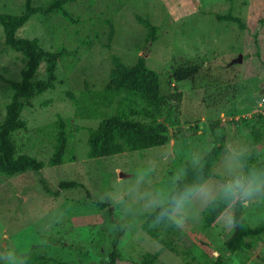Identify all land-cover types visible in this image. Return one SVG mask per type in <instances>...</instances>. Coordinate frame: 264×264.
<instances>
[{"label": "rangeland", "instance_id": "1", "mask_svg": "<svg viewBox=\"0 0 264 264\" xmlns=\"http://www.w3.org/2000/svg\"><path fill=\"white\" fill-rule=\"evenodd\" d=\"M44 1L33 0V4ZM25 2L0 0V12L20 14ZM69 9L77 23L57 15H35L18 31L19 36L39 38L47 49L65 46L72 53L59 62L56 87L23 108L21 117L27 129L15 132L14 137L20 152L47 161L52 138L46 126L59 116L71 118L81 128L71 141L77 159L57 166L47 164L40 172L28 171L0 182V264H25L23 254L35 245L69 264H101L102 253L118 232L111 218L125 229L118 264H141L146 252L157 251L155 264H188L186 259L210 264L234 229V203L212 227L203 226V210L224 185L217 178L205 183L214 189L210 196L190 197L174 214L176 232L171 236L179 254L163 248L142 229V223L146 213L167 201L187 165H197L208 154L216 137H224L227 150L215 172L227 181L238 177L248 182L238 156L255 154L264 146V137L262 142L255 141L250 120H244L264 111V0H76ZM229 10L247 29L217 20L216 14ZM136 14L162 28L153 44L146 46L147 29ZM108 18L115 27L112 41ZM84 39L91 45H85ZM111 53L128 65L145 55L160 73L162 93L173 91V86L183 93L179 124L169 125L170 134L177 128L182 133L163 146L91 159L86 155L85 128L96 127L100 118L77 117V108L66 92L79 96L86 85L102 91L110 79ZM188 64L200 67L193 78L181 82L170 78L172 67ZM23 67L22 56L6 48L0 25V120L13 94L10 82L20 79ZM39 77H45L43 66ZM71 180L83 184L95 199L107 201L110 208L88 205L81 189L62 190L58 196L44 193L45 187L56 191L61 181ZM256 183L264 181L252 180ZM243 214L251 225L264 221V191L248 198ZM248 242L253 249L245 264H264V234ZM186 250L194 259L183 253ZM240 257L229 252L225 264H242Z\"/></svg>", "mask_w": 264, "mask_h": 264}, {"label": "trees", "instance_id": "2", "mask_svg": "<svg viewBox=\"0 0 264 264\" xmlns=\"http://www.w3.org/2000/svg\"><path fill=\"white\" fill-rule=\"evenodd\" d=\"M76 0H45L41 5H34L33 0H26L24 11L20 14L0 12V25L3 28L4 44L7 49L17 52L22 56L24 67L20 79L11 81L13 90L10 102L6 106L5 117L0 120V182L28 171L40 172L45 165L57 166L66 162L76 161L77 154L71 141L75 132L81 128L72 123L71 118L58 117L56 122L48 127L47 133L52 138V153L47 161L27 152H20L14 134L27 129V122L21 117L23 108L32 105V99L53 90L56 87L59 62L72 52L65 46H58L55 50L44 47L39 38L23 37L18 31L35 15L50 18L53 15L61 16L65 20L77 23L69 9ZM232 3L234 0H227ZM137 21L147 29L146 46L153 44L160 36L161 27L152 23L148 17L136 14ZM217 20L233 22L241 30L247 29L246 24L239 16L229 10L225 14H216ZM110 27L109 41L115 33L112 19H106ZM91 45V41H83ZM110 48V44L107 46ZM112 68L109 82L102 91H93L86 85L85 91L77 96L72 91H67V96L77 108L76 116L79 118L96 119L100 121L96 127H86L88 132V158L99 159L129 151L147 149L150 147L168 144L174 135L182 133L177 128L175 134L169 133V125H178V114L183 100V93L173 86V91L162 93L160 73L152 68L145 55H140L134 65L126 64L120 56L111 53ZM43 66L45 77L40 78V68ZM200 67L194 64L172 67L168 73L170 78L181 82L193 78ZM250 124L254 140L262 142L264 137V111L255 112L244 119ZM51 127V128H50ZM45 127L39 130H44ZM215 144L208 154L195 166L187 165L185 176L178 180L175 188L170 193L167 201L153 211L144 215L145 221L142 229L156 239L163 248L175 254L180 251L174 245L172 233H175L174 213L171 198L183 193L186 188L205 185L215 177L226 183L227 177L215 172L216 165L220 162L223 153L227 150L224 137H216ZM238 159L246 174L250 177L253 173L258 179L254 182L264 181V146L255 154H241ZM66 189H81L86 195L88 205L100 210L110 208L107 201L95 199L83 184L78 181H61L56 191L45 187L44 193L58 196L60 191ZM235 204L232 217L234 229L225 241V247L211 260L210 264H225L227 253L240 255L242 264H245L252 253L253 245L248 239L258 238L264 234V221L251 225L244 217V204L238 198H224L218 194L203 210L204 228L212 227L225 211ZM110 216L113 215L109 209ZM117 228L110 248L102 253L101 264H118L121 258V241L125 232L122 223L111 218ZM187 257L191 252L183 251ZM160 251L146 252L141 264H155ZM25 264H69L55 257L41 245H35L23 254ZM188 264H197L186 259Z\"/></svg>", "mask_w": 264, "mask_h": 264}, {"label": "clouds", "instance_id": "3", "mask_svg": "<svg viewBox=\"0 0 264 264\" xmlns=\"http://www.w3.org/2000/svg\"><path fill=\"white\" fill-rule=\"evenodd\" d=\"M258 179L255 173H253L248 182L240 180L238 177L236 181H227L220 189V193L224 198H238L244 204L248 202V198L256 193L264 191V183L252 184L253 179ZM238 181V182H237ZM214 189L207 185H198L191 188H186L183 193L175 195L171 198L173 205L172 211L174 214L179 213L183 203L186 199L199 195L202 198H207L212 194ZM180 221L177 220V223ZM15 264V261L12 262Z\"/></svg>", "mask_w": 264, "mask_h": 264}, {"label": "water", "instance_id": "4", "mask_svg": "<svg viewBox=\"0 0 264 264\" xmlns=\"http://www.w3.org/2000/svg\"><path fill=\"white\" fill-rule=\"evenodd\" d=\"M262 92L264 93V89L262 90ZM238 182V181H237Z\"/></svg>", "mask_w": 264, "mask_h": 264}]
</instances>
